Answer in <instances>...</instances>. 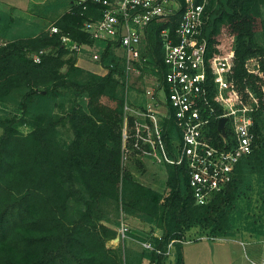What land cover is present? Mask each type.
<instances>
[{
  "label": "trees",
  "instance_id": "1",
  "mask_svg": "<svg viewBox=\"0 0 264 264\" xmlns=\"http://www.w3.org/2000/svg\"><path fill=\"white\" fill-rule=\"evenodd\" d=\"M178 1L176 14L150 24L142 47L144 74L161 82L166 67L160 32L176 31L185 6L184 0ZM263 5L264 0H209L206 7L211 88L210 61L220 52L223 38L235 35L231 79L245 97L252 89L260 107L254 112L252 153L238 163L232 181L202 205L195 203L184 165H167L168 188L161 192L125 164L129 97L122 57L112 43L98 41L100 62L108 69L100 74L78 65V53L62 42L68 35L94 45L82 23L98 7L90 3L83 10L72 0L38 5L40 13L52 14V24L59 28L54 33L13 32L17 18L0 11V264H185L179 240L195 228L208 238L250 232L263 239ZM35 54L41 62H35ZM252 58L260 65L258 73L249 71ZM134 122L130 116L129 128ZM165 124L174 156L179 131L172 121ZM24 126L30 131L24 132ZM212 134L217 142L223 138L216 125ZM123 215L152 226L150 233L129 235L154 249L109 245L118 236L116 226ZM155 229L162 231L160 237ZM172 241L169 256L165 252Z\"/></svg>",
  "mask_w": 264,
  "mask_h": 264
},
{
  "label": "built area",
  "instance_id": "2",
  "mask_svg": "<svg viewBox=\"0 0 264 264\" xmlns=\"http://www.w3.org/2000/svg\"><path fill=\"white\" fill-rule=\"evenodd\" d=\"M72 1L75 5H82L83 10L90 9V3L98 7L82 23V30L95 43L80 44L70 36L63 35V44L72 52L92 50L94 62L99 69L95 72L98 73L102 70L107 73L108 69L100 62L101 53L97 42L116 46L126 68L128 97V91L134 86L136 78L148 80L143 71L147 57L142 53L148 27L157 18L176 14L181 3L178 0ZM184 2V12L176 31L173 33L163 29L160 32L166 67L164 80L161 82L155 77L154 83L144 85L146 101L143 106L132 107L126 102L123 148L125 157L131 144L129 140L133 138L129 130V117L134 116V126L136 124L139 129L137 135L150 145L161 161L186 167L195 203L202 205L209 203L215 194L232 181L238 163L252 153L255 140L254 112L260 107V98L249 88L245 97L231 79L236 50L235 35L223 38L220 52L210 61L214 82L211 88L208 39L204 36L209 0ZM50 32H59V28L52 25ZM34 60L41 62V55L35 54ZM248 67L252 73L260 71V65L254 58L250 59ZM222 117H227L225 134L219 129ZM166 121H172L179 131V138L173 141L174 156L170 154L165 138L168 130ZM215 125L223 136L220 142L212 134ZM141 132L147 136H142ZM135 145L142 148L138 142ZM143 150L145 152V148ZM129 230L128 224L123 222L118 238H126ZM142 244L154 249L149 242ZM165 254H173V241ZM255 264H264V255Z\"/></svg>",
  "mask_w": 264,
  "mask_h": 264
},
{
  "label": "rangeland",
  "instance_id": "3",
  "mask_svg": "<svg viewBox=\"0 0 264 264\" xmlns=\"http://www.w3.org/2000/svg\"><path fill=\"white\" fill-rule=\"evenodd\" d=\"M51 0H0V11L3 14H12L17 18L16 26L13 28V32H30L35 30H50L53 21L51 13H40L37 6L46 4ZM264 13V5H263ZM78 65L95 72L98 70L97 64L94 62L93 51L83 50L77 55ZM97 72V71H96ZM101 72V73H100ZM100 74H106V71H100ZM98 73V72H97ZM145 79L136 78L134 86H131L128 93L129 104L132 107H137L139 104L146 101L144 99L143 91L144 85L154 83L155 76H147ZM133 103H137L136 106ZM24 132L30 131V128L22 127ZM133 134V141L125 152V164L131 167L137 178L143 183L166 192L168 188V163L161 161L152 150L148 143H144V140L137 135L139 129L132 125L129 129ZM3 129L0 127V136ZM142 136H147L144 132H141ZM134 142V143H133ZM136 142L139 143V147H136ZM133 143V144H132ZM145 148V152L144 149ZM142 163V167L140 166ZM125 222L129 226V232L137 234L150 233L152 226L150 224L142 222L140 219L130 218L122 216L121 222L117 227L118 232ZM158 229H155V232ZM126 238H122L119 244H127L128 246L136 249H141L143 244L139 243L136 239H132L129 235ZM193 232V233H192ZM192 233V234H191ZM185 241H194L188 245L190 252L197 253V261L194 264H255L261 261L262 253H264V238H257L250 232L240 234L236 237H223L211 239L207 236H203L199 229L195 228L188 233V236L184 238ZM112 241V240H111ZM109 241V245H112ZM118 244V245H119ZM183 244V243H182ZM210 252V259L208 253ZM192 263V262H191ZM190 264V263H189Z\"/></svg>",
  "mask_w": 264,
  "mask_h": 264
},
{
  "label": "crops",
  "instance_id": "4",
  "mask_svg": "<svg viewBox=\"0 0 264 264\" xmlns=\"http://www.w3.org/2000/svg\"><path fill=\"white\" fill-rule=\"evenodd\" d=\"M193 233V232H192ZM191 233V234H192ZM155 235L156 236H158V237H160L161 235H162V231L161 230H157L156 232H155ZM223 238V237H222ZM120 238H118V236H117V238H115V239H113L112 241H111V243H112V245L111 246H114V247H116V246H119L118 244H119V242H120ZM192 242H194V241H190V242H185V243H183V255H184V259H185V264H194L198 259H197V253L196 252H190L189 250H188V252H187V247H186V245H188V244H190V243H192ZM208 255V257H209V259H210V252L207 254ZM263 255H264V253H262V257H263ZM192 262V263H191ZM144 264H152V263H150V262H148V261H146Z\"/></svg>",
  "mask_w": 264,
  "mask_h": 264
},
{
  "label": "water",
  "instance_id": "5",
  "mask_svg": "<svg viewBox=\"0 0 264 264\" xmlns=\"http://www.w3.org/2000/svg\"><path fill=\"white\" fill-rule=\"evenodd\" d=\"M227 122V117H222L219 120V129L223 134H225V124Z\"/></svg>",
  "mask_w": 264,
  "mask_h": 264
}]
</instances>
